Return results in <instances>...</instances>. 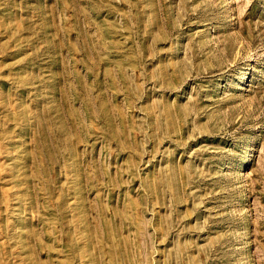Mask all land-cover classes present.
Masks as SVG:
<instances>
[{
  "label": "rangeland",
  "instance_id": "374dc122",
  "mask_svg": "<svg viewBox=\"0 0 264 264\" xmlns=\"http://www.w3.org/2000/svg\"><path fill=\"white\" fill-rule=\"evenodd\" d=\"M0 264H264V0H0Z\"/></svg>",
  "mask_w": 264,
  "mask_h": 264
}]
</instances>
